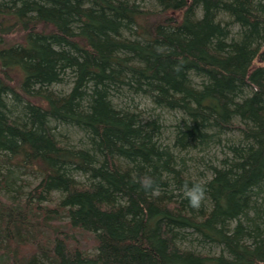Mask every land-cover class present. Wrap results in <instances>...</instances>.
I'll return each instance as SVG.
<instances>
[{
	"label": "trees",
	"instance_id": "16d2710c",
	"mask_svg": "<svg viewBox=\"0 0 264 264\" xmlns=\"http://www.w3.org/2000/svg\"><path fill=\"white\" fill-rule=\"evenodd\" d=\"M0 264H264V0H0Z\"/></svg>",
	"mask_w": 264,
	"mask_h": 264
},
{
	"label": "rangeland",
	"instance_id": "374dc122",
	"mask_svg": "<svg viewBox=\"0 0 264 264\" xmlns=\"http://www.w3.org/2000/svg\"><path fill=\"white\" fill-rule=\"evenodd\" d=\"M59 89H62V90H65V89H67V87L66 86H64V85H61V87H58ZM141 105L142 106H144V107H146L147 105H148V103H147V101H141ZM168 118H171V117H168ZM168 124H170V123H168ZM73 139H77L76 138V135H74L73 137H72Z\"/></svg>",
	"mask_w": 264,
	"mask_h": 264
}]
</instances>
